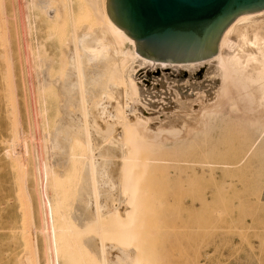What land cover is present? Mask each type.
<instances>
[{"label":"rangeland","instance_id":"1","mask_svg":"<svg viewBox=\"0 0 264 264\" xmlns=\"http://www.w3.org/2000/svg\"><path fill=\"white\" fill-rule=\"evenodd\" d=\"M39 1L0 0V264H50V252L55 256L53 264H86L88 260L90 262L96 257L100 243L106 239L103 238V234L105 235L111 226L107 208L118 195L119 174L112 170L110 165L119 151L117 149L111 151L113 144L109 139L115 136V126H113V129L107 128L101 133L100 145L105 149L106 154L90 160L84 133L88 130V126L93 132L99 130H96V124L92 121L87 124V128L84 126L87 122L83 120L85 114L83 110L85 108V112L86 109L91 111L97 103L102 105L104 101L95 100L96 95L92 93L88 94V97L82 95L84 90L81 91L80 85L84 81L91 87L94 82L102 83L104 79L106 80L107 68L105 69L103 64L106 61L110 63L109 60L112 61L113 57L106 61L105 58L94 59L93 66L86 69L80 67L84 63L82 59L84 54L82 55V52L78 56L74 54L72 48L75 42L74 35L80 36L85 33L86 36H90L89 33L92 35L98 28L95 22L92 21L94 23L92 24L89 18L86 19V15L91 14L87 11L89 5L87 10L83 7L89 0H50V5L45 4L48 7L39 4ZM25 3L27 4L24 5ZM46 7L49 9L46 10ZM45 12H47L46 17ZM52 16L57 17L56 20ZM44 19L51 21L50 24ZM59 24L65 28H61ZM260 28L256 26L247 29L248 33L244 32L246 40L251 41L253 33L264 38V29ZM58 29L63 32V36ZM251 29L255 32H250ZM84 30L88 31V34ZM128 46L120 48L121 52L123 50L128 52L130 50ZM57 51H60L58 53L61 58L57 57ZM106 51L109 50L101 49L100 55L108 53ZM62 53H66L67 56L64 54L62 58ZM27 57L30 64L27 62ZM38 57L39 59H35ZM129 59L131 58H128V61ZM117 60L119 61L116 57L113 59V61ZM47 63L48 65L53 63V67L51 64L49 68V73L52 68L54 70L50 74L52 80H58L60 77L59 80L65 83L64 91L68 94L65 96L64 106L67 108L68 118L73 119V122L70 119L68 125L71 128L76 126V133L83 135V138L68 135L64 141L65 154L58 156L60 158L55 155V158H52L54 161L51 160V166L54 163V167H50L48 152L41 148L42 153L40 145L37 146L40 144L37 140L42 132L40 112L43 107V104L40 105L43 103V93L39 85L44 71L42 68L44 69ZM59 64L60 66H57ZM83 65L85 64L81 66ZM128 66H130L128 72L131 73V62ZM79 67L82 73H78ZM32 71L36 74H32ZM133 72H135L134 83L143 91L141 96L143 107L140 105L139 108L142 109L149 126L156 129L179 127L182 119L189 123L191 119L189 117L186 119L184 116L185 106H189L187 108H191L190 111L195 114L202 103L210 100L213 92L207 65L199 67L193 73L182 67H176V64L165 67L141 66ZM196 85L201 87L193 88ZM196 95H200L199 99ZM67 96L70 99H67ZM80 97L83 103H78L81 101H79ZM82 97L89 99L87 108L83 106L85 102ZM54 102L53 99L51 103L53 115ZM191 103L195 105L192 107ZM58 116H55V120L60 118ZM78 127H82V131ZM225 136L223 138L226 140L218 138L220 145L217 141V149L222 148L220 152L216 150L215 152L218 153L212 156L232 160L234 154L235 160L240 153L236 148V138L233 134ZM164 137L169 138L167 134H164ZM224 141L231 142L232 146L230 144L226 146ZM221 143L224 144L221 146ZM227 148L229 152H233L231 155ZM225 150L228 153H224ZM36 152L38 153L35 155ZM224 154L226 156H223ZM34 155L37 159L41 156L40 161L43 155L48 158L44 156V160H48L44 161L48 163L44 171L49 170L45 184L49 198L46 209L55 223L53 225L55 233L51 239L54 248L50 246L49 239L47 240L40 233L45 218L40 205V191L37 186L39 182L35 173L37 160ZM193 155L196 157L194 153L183 155L182 164L186 169L181 171H173L174 169L135 171L137 184L133 190V209L137 212L134 221L139 229L136 238L137 247L132 250L141 261L142 258L144 259L143 264H264V157L262 160L251 159L253 168L241 170L240 173L238 170L205 171L198 168V158ZM192 166L197 168L189 169ZM242 176L244 178H241Z\"/></svg>","mask_w":264,"mask_h":264},{"label":"bare ground","instance_id":"2","mask_svg":"<svg viewBox=\"0 0 264 264\" xmlns=\"http://www.w3.org/2000/svg\"><path fill=\"white\" fill-rule=\"evenodd\" d=\"M85 1L84 3H86ZM39 2H40L39 4H42V5H45V4L50 5L49 4L50 0H40ZM87 3H88L87 5L85 4L86 8L85 7L83 8L87 10V6L89 5L87 11L88 13H91L92 16L91 14L86 13L87 14L86 19L88 20L89 18V20H91L89 22H91L92 24H94L93 22H95V24L98 25V28L92 35L91 33H89L90 36L85 35L84 32L86 30H84L83 32L84 34L83 35L81 34L80 36H78L75 33L76 35H74L73 37L71 34V36L75 39V42L73 41L74 44L72 47L74 49L73 50L74 54L77 56L81 52H82L81 53L82 55L84 54V58H82L84 59V63L82 64H85V65L81 66L82 65L81 64L80 67H85L86 69H89L90 67L93 66V63H92L93 60L99 59V58H105L104 61H106V59L110 57L111 58L113 57V59L116 57L119 59V61L118 60L113 61V59L112 61L109 60L110 63H108V61L104 63L103 61L104 63L103 67L105 69L107 68V71L105 70L106 71L105 74L107 73L106 74L107 79L106 80L104 79L102 83H100V81L94 82L91 84V87H90V84L88 86L83 81V83L85 84L84 85L83 83H81V81H79V84L81 83L80 86H82L81 91L84 90V92H82L83 93L82 95L87 96L88 94L92 93L96 95L94 97L95 100L102 99L104 101L102 105L97 103L92 108L91 111H88L86 109V112H85L84 107L86 106L87 108L90 102L88 98L82 97L83 101L85 102V104H83L84 106L83 111L85 113L83 114V120H86L87 122L86 125L84 124V126L87 128L88 126L87 124H89V122L92 121L96 124L95 125L97 127L96 130L97 129L99 130V131L93 132V129H90L88 126V130H85L84 135H86L85 140L87 141V151L89 155L91 156L90 160L92 161L96 157H100L106 154L105 149L100 145V141L102 139V134H101L102 131L106 130L107 128L113 129V126H115L114 128L115 136H113L112 139H109V142L113 144V148L111 149V151L112 150L116 151L117 149L119 153L113 157V162L111 163L110 167L112 168V170L117 171L119 174V183H118L119 186H118V195L116 197V200H114V202L107 208V211L110 216L111 226H110V229L107 230L106 234L105 235L103 234V238H106V239H104V242L102 241L100 243V249L96 251V257H94V260L92 258V260L90 259L91 260L90 262H88L89 261L88 260L86 264H143L144 263L143 262L144 259L142 258L143 256H141L142 258V261H141L140 257L136 255V253L132 250L134 247L135 248L137 247L136 238H137V232L139 229L136 226L135 221H134V216L137 214V212L133 209V199H134L133 190L135 189V186L137 184V180L135 178V171H147V170L152 171L154 169H157V170L166 169L167 171L168 170L171 171L172 169H174L173 171H181V170L186 169L184 164H182L183 155L194 153L196 154V157L194 155L193 156L195 158H198V162H197L198 168L205 169V171L215 172V171H231V170L237 171L238 170V172L241 173V170H250L251 168H253L251 164V159L256 158V159L262 160L264 157V38L263 37L260 38L258 37L260 35L257 36L255 33H253L254 35L251 34L253 39L249 41V40H246L245 34H244V32H247V29H249L250 27L260 26L262 30L264 29V9L257 11V12L236 16L235 19L224 30L219 40V43H218V52L214 56H211L210 58L197 61V62L166 63V62H159V61H151V60H148L146 58H143L137 55L135 52L136 48H135L134 40L130 38L129 36H127L125 32H123L118 27H116L105 14L103 0H89ZM26 4L27 3H25L24 5ZM39 4L37 3V5ZM82 4L83 3H81L80 5L82 6ZM47 7H46V10L49 9V8L47 9ZM33 9L34 11H36L35 8ZM45 13H46L45 14V17H46L47 12ZM50 13H53V12H50ZM42 14L44 16V12ZM83 16H85L84 13H83ZM88 16H91V17H88ZM92 17L94 20L92 19ZM53 18H55L54 20H56L57 17H53ZM83 19L86 20L85 18ZM44 20L46 21L47 24L51 22V21H47L48 18L47 20L46 19ZM53 21L52 23L57 24L56 22H53ZM60 25L61 24H59V26ZM61 28H65V27H61ZM60 30L58 32L61 33L62 31ZM252 31L255 32V30L251 29L250 32ZM86 32L88 34V31ZM47 36L50 37V35H47ZM61 36H63V32ZM61 36H58V37H61ZM56 40H58V38H56ZM125 45H129L128 47H130V50H128V52L126 51L123 52L124 50L121 52L120 48L125 47ZM25 48L27 49V47ZM103 48H105V50L108 49L109 51H106L108 53L106 54L104 53V55H100V50L101 49L103 50ZM60 51H57V53ZM64 54L62 58L64 57ZM26 55H28L27 52H26ZM36 55L38 56V54ZM59 55L60 53H58L57 57H59ZM128 58H131V59H129L128 61ZM35 59H39V57ZM28 60L29 58L27 59V62L29 63ZM44 60L45 59H43V61ZM37 62L39 61L37 60ZM129 62H131V67H132L131 73L128 72V69L130 67L128 66ZM49 63H47V65ZM51 64L53 67V63ZM171 64H176V67H182L183 69L191 73H193L195 70H198L199 67H202L203 65H207L208 74L210 75L209 79H211L210 87L211 89L213 88V92L211 93L210 100L205 101L204 103L201 102L202 105H200V107L196 105L199 108H198V111L195 112V114H193V112L190 111L192 110L191 108H187L189 106H185L187 110L186 108H184V116L185 118L189 117V119H191L189 123H186L187 121L184 122L183 121L184 119H182V122L179 124V127L178 126L172 127L171 126L172 124H171L170 126L172 128L169 127V128L156 129L153 126H149L148 120L144 117V113L141 111L142 109L139 108L140 105L141 107H143L141 103V96H142L143 91L139 89V87H137V85L134 83L133 80H134L135 72L133 71H135L137 68L141 66L159 65L161 67L162 66L165 67L168 65L171 66ZM47 65L44 69L42 68V71L43 70L44 71L42 72L41 83L39 85L41 86V88L40 87L39 88L41 89V92L43 93L42 95L43 103L40 104V105L43 104V107L41 108L42 111L40 112L41 114L40 117L42 118V132L40 134L39 140H37L39 141L40 144L38 145L36 144V145L37 146L40 145L39 146L40 150L45 149L48 152V158H50L49 159L50 167H54L53 166L55 165L54 163H52V166H51V160L54 161V159L52 158H55L54 157L55 155L58 157V156H62L63 154H65L66 148H65L64 141L65 139L68 138V135L70 136L73 135V137H78V138H83V135L78 134L79 132L76 133V126L73 125L74 127L71 128V126L68 125V123L70 122V119L72 120L71 122H73V119L72 117L70 119L68 118L69 117L67 116L68 113L66 114L67 108L64 106L65 105L64 102L66 100L65 96L66 94H68L66 93V91H64L65 83L63 84V81L61 82L59 80L60 77L58 80L55 79L56 81L52 80L51 78L52 75L50 74H52L54 70L52 68L51 73H49L50 65L48 66ZM57 66H60V64ZM80 67L79 69L77 68L79 70L78 73H82ZM28 68H30V66H28ZM55 68H59V67H55ZM84 70H83V73L85 74ZM32 74H36V73L32 71ZM31 75H30V78L34 77L33 75L31 77ZM64 81L66 80L64 79ZM30 85L32 87V84ZM200 87L201 86L196 85L193 88L197 89ZM40 89H39V92H40ZM100 95H105V96H100ZM199 96L200 95L197 96L198 97L197 99H199ZM42 97H40V100ZM177 97L175 99L178 100ZM53 99L55 101L54 102L55 103L54 115L51 113L52 111L51 103ZM67 99H70V98H68L67 96ZM80 100H81V97L79 101ZM81 102L82 100L78 103H81ZM194 105L192 104V107ZM56 115H59L58 117H60V118H57L58 120H55ZM82 127L81 128L78 127L81 129V130L80 129L78 130L82 131L83 129ZM164 134H167L169 138L164 137ZM231 134H233L236 138L235 139V142L237 143L236 148L240 150L239 156L235 160H234L235 158L234 154H233V158L231 157L232 160L213 157L212 155L214 153H218L215 151L216 150L219 151L222 148L221 146L224 144V143H221V146H220L221 148L219 147L220 149H217L216 144H217L218 138L220 137V139L226 140V138H223V137L225 135H227L225 137H228V135H231ZM221 135L222 136L224 135V136L221 137ZM216 136L218 137L216 138ZM33 138L31 142L33 141ZM228 141L226 142L224 141L226 143V146L227 144L231 143V142L228 143ZM218 144L220 145L219 141H218ZM40 150H38V152ZM226 150L228 151L229 149L227 148ZM226 150L224 153L227 152ZM38 152H36L35 155ZM42 153H43V150H42ZM229 153L231 155V153L233 152H229ZM8 154L10 153L8 152ZM44 154H47V153L44 152ZM39 155L41 154L39 153ZM41 156L40 157L38 156V159L36 158L37 156H35L37 160L36 162L37 167H35L36 169L35 173H36V176L38 177L36 178V180H38L37 182H39V185L37 184L36 185L39 187L38 189L40 191L39 195L41 199L40 205L42 207L44 218H45V220L43 221L44 224H43L42 229L40 230V233L44 235V237H46L47 240L49 239L50 246L54 248V244H52L51 239L53 237V234L55 233V230L53 228V225L55 223H54V220L50 218L49 214H47V209H46L49 198L47 196L45 184H47L46 183L47 182V172L49 170L46 172L44 171V169L48 167V163H45L48 160L46 161L44 159L45 157L46 159L48 158L46 155H43V159L40 161V159L42 158ZM223 156H226V155L224 154ZM196 168L197 167H194V166L189 167V169H196ZM243 176L241 178L245 177ZM228 187L229 186H227V188ZM105 231L106 230H104V232ZM142 253L143 252H141V254ZM54 259H55V256L52 254V252H50L49 263L53 264Z\"/></svg>","mask_w":264,"mask_h":264},{"label":"water","instance_id":"3","mask_svg":"<svg viewBox=\"0 0 264 264\" xmlns=\"http://www.w3.org/2000/svg\"><path fill=\"white\" fill-rule=\"evenodd\" d=\"M109 20L135 42L137 55L166 63L197 62L218 52L236 16L264 0H103Z\"/></svg>","mask_w":264,"mask_h":264}]
</instances>
